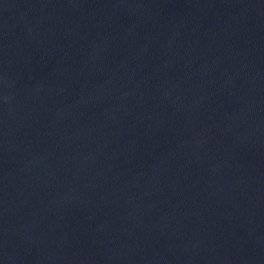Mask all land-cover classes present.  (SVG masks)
<instances>
[{
  "label": "water",
  "instance_id": "1",
  "mask_svg": "<svg viewBox=\"0 0 264 264\" xmlns=\"http://www.w3.org/2000/svg\"><path fill=\"white\" fill-rule=\"evenodd\" d=\"M0 264H264V0H0Z\"/></svg>",
  "mask_w": 264,
  "mask_h": 264
}]
</instances>
